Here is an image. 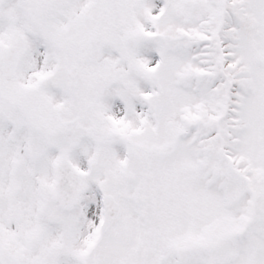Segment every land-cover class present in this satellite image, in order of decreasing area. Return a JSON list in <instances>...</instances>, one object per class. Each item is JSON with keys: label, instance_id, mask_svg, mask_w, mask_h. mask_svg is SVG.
<instances>
[{"label": "snow or ice", "instance_id": "1", "mask_svg": "<svg viewBox=\"0 0 264 264\" xmlns=\"http://www.w3.org/2000/svg\"><path fill=\"white\" fill-rule=\"evenodd\" d=\"M0 264H264V0H0Z\"/></svg>", "mask_w": 264, "mask_h": 264}]
</instances>
